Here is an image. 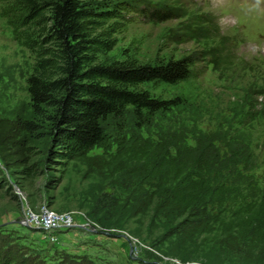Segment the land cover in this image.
I'll list each match as a JSON object with an SVG mask.
<instances>
[{"label":"trees","instance_id":"16d2710c","mask_svg":"<svg viewBox=\"0 0 264 264\" xmlns=\"http://www.w3.org/2000/svg\"><path fill=\"white\" fill-rule=\"evenodd\" d=\"M105 3L10 0L3 14L15 17L11 24L23 28L17 38L36 55L27 79L34 119L0 117V158L8 167L28 162L22 135L40 128L37 117L46 116L60 151L82 152L106 142V119L125 120L129 114L136 130L153 129V138L133 134L132 143L121 145L117 153L127 151L122 162L132 164V182L104 185L99 200L95 198L102 208L91 214L97 221L87 217L121 227L136 216L139 226L163 224L179 238L187 230L190 237L216 231L214 247L230 264H264V187L254 173L258 160L251 139L252 125L262 115L257 102L264 85L255 93H249L255 84L249 85L232 105L202 93L159 98L141 90L138 86L148 82L190 81L205 60L227 70L234 52L231 38L219 35L207 13L190 15L180 0L142 6V14L155 22L187 17L178 40L203 41V49L152 62L91 64L90 25ZM215 34L219 39L211 42ZM206 120L207 129L202 127ZM130 144L138 154H131ZM105 205L109 216L101 213Z\"/></svg>","mask_w":264,"mask_h":264},{"label":"rangeland","instance_id":"374dc122","mask_svg":"<svg viewBox=\"0 0 264 264\" xmlns=\"http://www.w3.org/2000/svg\"><path fill=\"white\" fill-rule=\"evenodd\" d=\"M96 1L110 5L105 3L90 25L91 64L180 58L205 46L203 41L178 40L187 17L155 22L141 12L142 6L175 4L178 0ZM180 3L187 6L190 15L207 13L218 26L219 35L231 38V65L219 70L205 60L190 81L177 85L148 82L138 88L159 98L179 94L194 98L202 93L223 105H232L237 94L246 93L251 84L255 87L249 93L258 91L264 85V0ZM9 4L10 0H0V117L34 119L27 79L33 73L36 55L17 38L16 32L23 28L11 24L15 17L3 14ZM218 39L215 34L211 42ZM257 105L262 115L252 125L251 139L258 160L254 173L264 187V95L258 97ZM42 117H37V131L22 135L29 158L26 164L8 167L0 158V264H230L214 247L216 231L190 237V230L182 225L187 231L179 238L163 224L139 226L136 216L121 227H107L87 217L97 221L91 214L102 208L95 198L99 200L104 185L113 180L127 182L132 177V164L122 162L127 151L119 155L117 150L132 143L133 134L153 138V129L136 130L129 114L125 120L109 117L104 122L108 137L102 146L82 152L60 151L52 141L49 121ZM207 122L202 124L205 129ZM130 148L132 155L138 154L131 144ZM125 166L128 172L123 171ZM124 174H128L125 180ZM43 206L73 215L74 223L57 229L20 223L25 211H38ZM103 212L109 216L106 205Z\"/></svg>","mask_w":264,"mask_h":264},{"label":"built area","instance_id":"2783aa9c","mask_svg":"<svg viewBox=\"0 0 264 264\" xmlns=\"http://www.w3.org/2000/svg\"><path fill=\"white\" fill-rule=\"evenodd\" d=\"M23 221H27L32 225L42 226L45 229H57L73 224L75 218L69 213L58 212L43 206L38 211L31 209L25 211Z\"/></svg>","mask_w":264,"mask_h":264},{"label":"water","instance_id":"95a60500","mask_svg":"<svg viewBox=\"0 0 264 264\" xmlns=\"http://www.w3.org/2000/svg\"><path fill=\"white\" fill-rule=\"evenodd\" d=\"M20 223L26 225V226H30V224L27 221H20ZM94 231H96L97 229L93 228Z\"/></svg>","mask_w":264,"mask_h":264}]
</instances>
